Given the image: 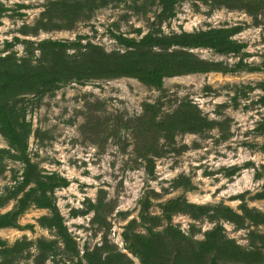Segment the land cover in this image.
<instances>
[{
	"label": "rangeland",
	"instance_id": "374dc122",
	"mask_svg": "<svg viewBox=\"0 0 264 264\" xmlns=\"http://www.w3.org/2000/svg\"><path fill=\"white\" fill-rule=\"evenodd\" d=\"M162 6L0 0L1 56L34 61L43 41L66 44L69 56L87 45L123 53L117 37L137 41L152 27L164 35L223 28L240 45L238 53L185 48L226 69L166 75L159 85L121 75L16 93L6 112L18 122L13 131L27 133L21 142L0 131V216L16 213L0 225V264H87L92 251L111 264H145L131 238L146 233V214L160 220L158 231L171 225L203 240L218 227L242 249L261 246L264 223L244 208L264 213V0H174L165 19ZM48 16L52 27L22 34ZM192 114L204 124L172 136L163 130ZM35 179L49 180L50 207L36 203ZM175 199L192 206L167 216L164 206Z\"/></svg>",
	"mask_w": 264,
	"mask_h": 264
},
{
	"label": "trees",
	"instance_id": "16d2710c",
	"mask_svg": "<svg viewBox=\"0 0 264 264\" xmlns=\"http://www.w3.org/2000/svg\"><path fill=\"white\" fill-rule=\"evenodd\" d=\"M161 1L163 6L160 19H165L171 14L174 0ZM64 11L61 7L53 12L55 18L60 19ZM51 21L49 16L46 22L41 19L37 20L33 26H24L21 32L35 35L39 29H47L50 25L52 27L54 24ZM154 29L152 27L137 41L123 36L117 37L118 42L126 48L123 53H105L99 47L87 45L84 52L69 56L64 54L66 44L58 41H43L38 48L40 57L34 61L33 58L32 60L18 59L13 54L0 55V131L4 134L7 131L15 132L13 123L18 124V122L8 115L6 105L20 91L41 94L55 89L59 83L68 79L112 78L121 75H133L159 85L161 77L166 75L226 69L215 62L197 57L185 48L209 47L220 53L240 51V45L231 41L228 30L223 28L170 35L159 34ZM172 45L183 49L170 50ZM82 61L86 63L83 66L80 64ZM203 124L196 114L187 117L184 115L177 126L172 125L163 130L172 136V131L177 129L183 131V125L187 128ZM15 133L19 134L17 138L22 142L27 131ZM33 181L39 185V196L35 198L36 203L50 207V200L46 194L49 180L35 179ZM260 197L264 198V192L260 194ZM25 204L23 202L22 206ZM185 206L190 208L192 205L183 199H175L164 206V211L167 216H170L171 212L184 210ZM244 213L253 223H264V213L249 208H244ZM15 215L16 213L12 212L0 216V225L11 224L12 220H15ZM235 215L228 217L235 219ZM142 219L147 224L146 233L135 235V239L131 238V248L140 255L145 264H182L183 261H185L184 264H238L239 262L264 264L262 252L264 233L257 234L261 242L260 247H256L255 250H246L233 245L218 227L209 231L203 240H192L171 225L165 226L161 231L155 230L154 228L160 225L157 216L146 214L142 216ZM54 224L60 228V223L54 222ZM65 239L69 241L67 237ZM100 256L96 251L90 252L86 258L87 264H111L113 262L109 256H105L104 259ZM127 261L124 262L120 258L116 263L128 264Z\"/></svg>",
	"mask_w": 264,
	"mask_h": 264
}]
</instances>
